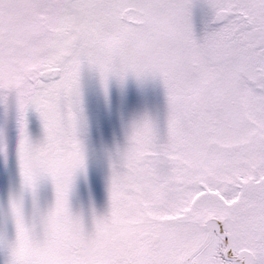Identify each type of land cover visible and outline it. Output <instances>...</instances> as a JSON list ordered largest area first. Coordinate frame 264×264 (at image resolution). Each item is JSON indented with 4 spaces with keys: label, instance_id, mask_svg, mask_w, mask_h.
Returning <instances> with one entry per match:
<instances>
[{
    "label": "snow or ice",
    "instance_id": "obj_1",
    "mask_svg": "<svg viewBox=\"0 0 264 264\" xmlns=\"http://www.w3.org/2000/svg\"><path fill=\"white\" fill-rule=\"evenodd\" d=\"M86 72L106 103L130 78L164 96L162 116L122 118L87 213L72 203L88 183ZM9 124L0 264H264V0H0L5 168Z\"/></svg>",
    "mask_w": 264,
    "mask_h": 264
},
{
    "label": "flooded vegetation",
    "instance_id": "obj_2",
    "mask_svg": "<svg viewBox=\"0 0 264 264\" xmlns=\"http://www.w3.org/2000/svg\"><path fill=\"white\" fill-rule=\"evenodd\" d=\"M83 99L85 116L89 124L88 149L93 152L100 145L110 148L115 141L120 139L122 118L144 111L151 105V101H158V104L152 106L156 112L161 113L164 106L163 91L158 82L149 80L143 85H137L131 78L123 89L113 81L110 84L109 100L106 103L95 78L87 72L83 77ZM31 118L33 121L30 122V132L34 138H39V122L37 124L34 123L38 121L35 116ZM8 131L10 140L9 162L7 168L0 163V176H3L1 180H5L6 183L16 187L18 186V176L16 175L14 155V127H8ZM94 168V155L89 154L88 183L85 184L83 180H78L72 195L73 207L76 210H83V207L78 202L79 193L84 191L83 185L89 186L94 182V178L97 176L93 175ZM44 196H51L50 187L46 184L41 186L39 192L41 203H44ZM89 209L90 207L88 206L84 212L87 213ZM79 242L84 253L90 255L93 247L91 239L87 236H82L79 238ZM130 243L138 249L142 247L135 233L131 234Z\"/></svg>",
    "mask_w": 264,
    "mask_h": 264
},
{
    "label": "rangeland",
    "instance_id": "obj_3",
    "mask_svg": "<svg viewBox=\"0 0 264 264\" xmlns=\"http://www.w3.org/2000/svg\"><path fill=\"white\" fill-rule=\"evenodd\" d=\"M150 104L151 105L147 107V110H150L153 113H159L154 111L152 108L154 104H158V101H151ZM163 110H164V106H163ZM163 110L161 113H159L161 116L163 114ZM31 121H33L32 118H30V122ZM34 123L37 124L38 121ZM11 126H12L11 124L8 125V127ZM105 149L107 148L100 145L96 151L94 150V152L92 150H89V154L94 155L95 168L93 175H97V176L94 178V182L91 183V185L89 186L83 185L82 188L84 189V191L79 193L80 197L78 202L83 207V211H86V208L88 206L89 207L94 206L97 209H102L104 206L105 203L104 171L105 170L101 156ZM1 179H3V176L2 177L0 176V212L3 211L6 205L10 191H14L18 188V186L14 187L13 185L6 183L5 180H1ZM92 192H94V194H92ZM50 197L44 196L43 202L44 203L47 202L50 199Z\"/></svg>",
    "mask_w": 264,
    "mask_h": 264
}]
</instances>
